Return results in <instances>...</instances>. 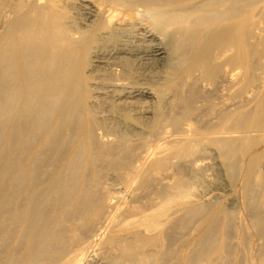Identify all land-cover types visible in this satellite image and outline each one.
Masks as SVG:
<instances>
[{
    "label": "bare ground",
    "instance_id": "bare-ground-1",
    "mask_svg": "<svg viewBox=\"0 0 264 264\" xmlns=\"http://www.w3.org/2000/svg\"><path fill=\"white\" fill-rule=\"evenodd\" d=\"M8 3L0 0V141L1 149L12 146L14 157L0 166V238L7 241L0 247L7 253L2 264L223 261L229 251V212L216 205L211 189L205 201H183L195 178L187 166H206L201 156L207 139L223 163L235 168L236 142L252 133L260 144L244 173L242 197L252 210L256 235L264 237L260 52L256 69L263 75L256 80L263 92L255 98L252 127L240 126L237 91L241 9L260 4L254 16L260 15L264 0ZM69 12L79 27L71 25ZM140 25L149 29L133 35ZM263 36L258 20L254 37ZM215 93L225 96L215 112L223 122L206 126V96ZM196 102L203 109L197 118L188 117ZM63 133L77 136L65 145L67 162L57 175L44 173L41 161L46 151H60ZM213 154L210 174L220 163ZM117 161L124 163L126 194L111 200L97 190L99 165ZM164 183L162 192H149ZM214 190L226 192L225 186ZM192 220L199 229L186 242L188 251L172 261Z\"/></svg>",
    "mask_w": 264,
    "mask_h": 264
},
{
    "label": "rangeland",
    "instance_id": "rangeland-1",
    "mask_svg": "<svg viewBox=\"0 0 264 264\" xmlns=\"http://www.w3.org/2000/svg\"><path fill=\"white\" fill-rule=\"evenodd\" d=\"M12 2V3H11ZM22 0H9L10 4H19ZM259 5L256 6L251 5V3H248L247 5L242 6V11L244 15H241L240 21H239V28L241 30V35L239 39L240 48H239V76L237 77L238 85H237V91H238V99L240 108L239 111H242L243 116H241V123L240 126H254L255 124V98L257 95H260L261 92H263V87H260L261 84L264 85V82L261 83L259 80H256L257 74H261L260 69H256L257 59H258V52L262 54V64H264V36L258 41L254 37V30H255V24L258 20H260L264 24V10L261 11L260 15H255L257 10L259 9ZM245 9L249 11V13H245ZM242 13V14H243ZM258 16L260 18H258ZM67 19L70 20V23L74 27H79L80 23L77 21L78 19L74 18V14L72 12H69L67 14ZM73 19V20H72ZM76 19V20H75ZM149 28H147V25H140L137 27H134L133 30H131L132 34L139 36L143 33H145ZM1 31V26H0ZM262 70V69H261ZM264 71V70H263ZM259 72V73H258ZM263 75V72H262ZM212 76L206 77V82L211 81ZM261 84H260V83ZM260 85V86H259ZM210 87V88H209ZM212 86L209 85L206 86V92L209 91ZM259 88V89H258ZM234 91V90H233ZM260 93V94H259ZM254 96H253V95ZM220 95H217L216 93L213 95L206 96V117H202L203 119H206V126H208L210 123H221L223 120L217 119L215 117L216 113L218 112L220 105L222 102H224L223 95H221V98H218ZM250 96V97H249ZM253 96V97H252ZM227 98V97H226ZM220 100L221 102H219ZM248 102V103H247ZM175 103V102H174ZM221 103V104H220ZM176 104L179 105V108L183 106V102L180 101ZM193 111L191 114L187 115L188 117H194L197 118V114L200 113V111L203 109L202 105H200L199 102H196L192 104ZM181 113H183L185 110H177ZM183 115L177 116V120H179ZM214 116V118L212 117ZM206 133H209V131H206ZM248 133V132H247ZM37 135H39V132H37ZM99 140L110 141L101 138L102 136L97 134ZM238 136L237 134L234 136ZM243 136V135H242ZM239 137V136H238ZM111 138V137H109ZM243 138V140H242ZM240 140L238 139L236 152L240 155L238 166L235 168L229 164V162L223 163V157L220 154V151L218 149H214V146L207 141L206 139V154L201 156L202 163L206 166H202L200 170H198V167H193L191 165L187 166V169L192 171L195 175L194 180L190 183V188L188 192L187 199L183 201H190V199H194L197 201H205L207 197V193L211 189L215 196H217L215 199L216 205H222L228 210V217H229V233L230 237L228 239V245H229V251L227 255L225 256L223 261L216 260L214 264H262L263 259L261 257L264 256V254L261 253L262 248H264V237H258L256 235V228L253 223L254 217L252 216V210L245 203V199H243V191H244V173H246L247 169L249 171L250 168H252L253 159L256 155V152L258 151L260 140L256 138V136H253L252 134H246V137H242ZM77 139V136H70L69 134L63 133L60 135V143L62 148L60 151H56L54 153H50V151H46V156L44 157V160L41 161V167L44 173H50L51 175H57L61 168L66 164L68 154H66L67 147L65 145L70 144L72 145L74 141ZM200 146H205L203 143L200 144ZM2 143L0 141V166L8 162V156H11L13 158V151L12 146L6 149H1ZM53 151V150H52ZM218 151V152H217ZM214 153V154H213ZM219 153V157L217 154ZM216 156V160H220V163L218 166L214 165L212 174H210V171L207 169V163L209 161L210 156ZM261 164L264 166V151H261ZM206 156V157H204ZM225 160V159H224ZM201 162V161H200ZM24 165L26 164L23 160ZM201 163V164H202ZM114 166H109L106 164H100L99 167H101L100 171V182L101 186L98 183L97 190L100 192L102 191L104 196H108L107 198H110L111 200H115V197H120L126 194V191L124 190L125 186V178L123 176V169L124 166L123 162L117 161L114 163ZM251 178H253V174L250 173L249 175ZM164 184L156 185L152 190L149 192H152L153 190H159L161 191V188H165ZM225 186L226 192L214 190L216 187ZM103 187V188H102ZM103 189V190H101ZM122 191V192H121ZM101 192V193H102ZM106 192V193H105ZM108 193V194H107ZM114 193V194H113ZM122 193V194H121ZM112 195V196H110ZM243 196V197H242ZM45 203H48L50 198L47 196L45 197ZM220 219H223L220 217ZM199 223L192 220L187 228L183 230V237H181V240L177 243L176 250L179 252L176 253V256L172 259V261H176L180 254L182 252L188 251L187 243L188 240L193 237L199 229ZM221 227V225H219ZM189 234V236H188ZM188 237V238H187ZM219 243V241H218ZM3 245V246H2ZM7 245V241H3L0 238V247L5 248ZM0 263L2 264V260L5 257H7L6 252H0ZM262 254V255H261ZM7 260V259H6ZM115 262L114 260H112ZM45 262V260H42L38 264H42ZM119 262V263H118ZM6 264H16L15 261H7ZM115 264V263H114ZM116 264H122L119 260L116 261ZM126 264H133V263H126ZM148 264V263H145ZM176 264V263H171ZM178 264V263H177Z\"/></svg>",
    "mask_w": 264,
    "mask_h": 264
}]
</instances>
